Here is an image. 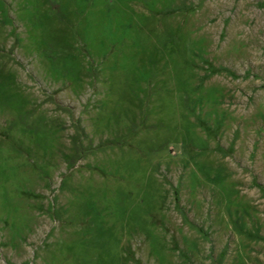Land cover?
I'll list each match as a JSON object with an SVG mask.
<instances>
[{
	"label": "rangeland",
	"instance_id": "374dc122",
	"mask_svg": "<svg viewBox=\"0 0 264 264\" xmlns=\"http://www.w3.org/2000/svg\"><path fill=\"white\" fill-rule=\"evenodd\" d=\"M0 264H264V0H0Z\"/></svg>",
	"mask_w": 264,
	"mask_h": 264
}]
</instances>
